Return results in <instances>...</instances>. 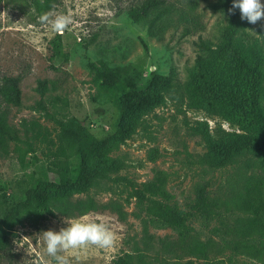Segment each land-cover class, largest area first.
<instances>
[{"label":"rangeland","instance_id":"rangeland-1","mask_svg":"<svg viewBox=\"0 0 264 264\" xmlns=\"http://www.w3.org/2000/svg\"><path fill=\"white\" fill-rule=\"evenodd\" d=\"M163 1L142 15L147 0H0V81L22 77V106L0 101V114L20 139L0 148V227L8 238L0 264H53L40 234L84 215L109 223L116 244L70 250V264H113L125 253L134 264H264V158L236 151L225 160L229 140L264 135L246 102L251 79L232 53L260 71L264 114V19L242 20L239 9H221L225 0ZM45 12L71 15L73 23L53 33L38 22ZM57 36L67 62L52 57ZM90 62L149 102L122 117L120 98L94 80ZM40 81H47L44 95ZM78 124L99 139L119 125L127 131L105 176L76 189L73 173L58 168L77 163L64 132ZM16 146L35 152L21 160ZM157 171L168 176L169 202L187 212L206 185L213 216L190 217L183 229L148 216L126 180L140 185ZM39 182L53 183L55 216L32 227L26 210L9 212Z\"/></svg>","mask_w":264,"mask_h":264},{"label":"trees","instance_id":"trees-1","mask_svg":"<svg viewBox=\"0 0 264 264\" xmlns=\"http://www.w3.org/2000/svg\"><path fill=\"white\" fill-rule=\"evenodd\" d=\"M163 0H147V2L140 8L142 15H147L153 8L164 4ZM232 1L225 0L221 4V9L229 12L232 8ZM231 13V12H229ZM53 58L67 62L69 54L64 52L61 36H57L52 41ZM206 46L200 45V50H205ZM233 56L239 63L241 70L245 71L250 77V95L247 98V104L251 110L250 117L253 123L258 128L264 130V114L260 111L259 106V90L261 73L256 66L249 67L245 61L240 57L236 50L232 51ZM202 60L201 57L198 58ZM89 69L94 77V80L99 83L109 93L115 94L120 98L119 109L122 112V117L127 116L133 111H138L145 107L149 102V98L141 97V90L139 88H128L125 82L112 70L101 68L96 63L90 62ZM152 77L155 72H151ZM21 76H3L0 81V101L6 105L15 107L22 106V91L20 84ZM47 81H40L37 90L41 95L46 92ZM121 117V118H122ZM125 118V117H124ZM127 131L125 126L119 125L115 134L99 139L90 134L85 127L78 124L76 128H66L65 135L70 149V161L75 163V170L71 166H62L58 168L59 173L66 174L73 173L75 180L74 187H82L84 183L90 184L96 178L105 176L104 170L111 166L112 158L110 157L113 151L118 147L122 134ZM9 141L19 142L20 139L17 133L11 128L7 122L6 114H0V148L7 147ZM21 153V160H24L28 153L35 152L31 147L27 150H22L16 146ZM248 151L261 158H264V135L259 138H246L240 140H229L228 150L225 152V160H227L232 153ZM65 152V151H63ZM157 151L152 154V160L156 159ZM72 175V176H73ZM131 188V197L135 198L138 205L148 215L158 220L164 225L173 226L178 229L186 227L190 217L200 216L208 219L213 216L216 209V204L208 197L207 186L203 185L197 188L196 197L192 204H190V211L187 212L181 209L176 204L169 202L170 196L166 189L168 183V176L164 171H157L152 180L142 183L140 185L126 180ZM53 183L39 182L36 187L27 192L26 198L20 201L16 206L10 210V214L17 213L19 210H26L25 220L29 222L32 227H38L43 222L55 216L54 210L50 205L49 188ZM67 187V186H66ZM10 214L3 217L4 223L8 220ZM8 242L7 235L2 227H0V247L2 244ZM113 264H134V257L130 253H125L118 256Z\"/></svg>","mask_w":264,"mask_h":264},{"label":"clouds","instance_id":"clouds-1","mask_svg":"<svg viewBox=\"0 0 264 264\" xmlns=\"http://www.w3.org/2000/svg\"><path fill=\"white\" fill-rule=\"evenodd\" d=\"M239 9L241 19L256 24L264 19V3L261 0H233L229 12ZM38 22L48 26L53 33L63 34L73 23L71 15L45 12L38 17ZM66 227L59 231L47 230L40 234L47 256L53 264H70L66 253L78 252L90 247L110 249L116 244V233L109 223L101 219H92L88 215L78 218H65Z\"/></svg>","mask_w":264,"mask_h":264}]
</instances>
